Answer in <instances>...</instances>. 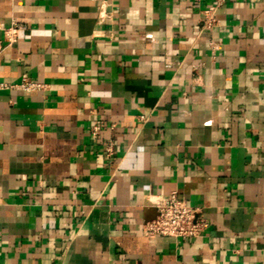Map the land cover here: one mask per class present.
<instances>
[{
    "label": "crops",
    "instance_id": "obj_1",
    "mask_svg": "<svg viewBox=\"0 0 264 264\" xmlns=\"http://www.w3.org/2000/svg\"><path fill=\"white\" fill-rule=\"evenodd\" d=\"M211 2L0 0V264H264V0Z\"/></svg>",
    "mask_w": 264,
    "mask_h": 264
},
{
    "label": "built area",
    "instance_id": "obj_2",
    "mask_svg": "<svg viewBox=\"0 0 264 264\" xmlns=\"http://www.w3.org/2000/svg\"><path fill=\"white\" fill-rule=\"evenodd\" d=\"M195 1L202 3L206 0ZM211 1L210 4L201 9L200 21L205 28H212L216 25V11L227 0ZM25 28L26 26L23 23L13 20L11 25L5 29L7 42L11 44L16 41L20 31ZM2 86L4 85L0 84V87ZM18 86L30 91L44 88L45 85L32 81L29 77H23ZM107 149L111 152L112 146L109 145ZM152 201L156 207L157 215L144 226V233L149 237L172 236L189 239L201 235L209 225L198 207L192 206L183 199H180L176 193L157 195L152 198Z\"/></svg>",
    "mask_w": 264,
    "mask_h": 264
}]
</instances>
